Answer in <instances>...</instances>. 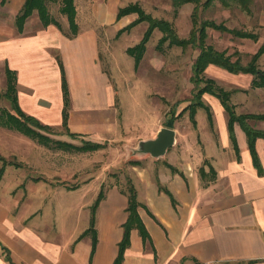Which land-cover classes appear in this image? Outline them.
<instances>
[{
    "label": "crops",
    "instance_id": "crops-1",
    "mask_svg": "<svg viewBox=\"0 0 264 264\" xmlns=\"http://www.w3.org/2000/svg\"><path fill=\"white\" fill-rule=\"evenodd\" d=\"M13 1L16 15L24 0ZM91 23L78 24L71 33L67 23L43 25L34 10L19 30L15 19L0 17V68L3 73L6 67L14 71L17 101L24 113L50 131L62 127L68 135L103 146L101 139L115 134L118 127L117 100L101 63L97 27ZM63 82L68 97L65 121ZM233 89L230 97L247 91L239 86ZM205 93L202 100L208 109L196 107L194 123L188 108L181 113L184 107L177 113L170 110L165 120L162 109L148 112L141 140L154 138L173 119L175 141L160 156L137 150L143 157L128 167L126 185L106 187L100 182L92 187L91 199L74 208L60 209L61 204L46 197L37 202L29 189L26 202L1 196L0 264H116L129 214L130 183L146 235L135 226L130 229L119 264H264V138L255 139L263 169L259 173L243 128L234 122L235 148L227 111L216 96ZM230 101L240 114L236 110L240 101ZM198 108L205 111L203 128L197 120ZM179 116L188 124L178 123ZM255 121L260 125L252 127L264 130V120ZM45 182L44 177L32 176L29 186ZM61 188L68 193L82 187L65 184ZM100 189L103 196L93 212V242L88 228ZM72 211L75 219L66 220Z\"/></svg>",
    "mask_w": 264,
    "mask_h": 264
},
{
    "label": "rangeland",
    "instance_id": "rangeland-1",
    "mask_svg": "<svg viewBox=\"0 0 264 264\" xmlns=\"http://www.w3.org/2000/svg\"><path fill=\"white\" fill-rule=\"evenodd\" d=\"M204 1H189L176 6L173 0H75L77 24L83 26L94 21L93 24L97 27L101 63L116 91L117 130L115 134L106 136L107 139H101L103 146L95 150L78 151L66 147L62 149L54 144L46 147L34 138L0 123V155L21 164L18 167L9 164L6 167L0 184V198L3 196L4 200L12 198L13 202H26L29 199V189V194L31 190V196L38 198L37 202L46 197L45 200L50 198L54 204H61L60 209L74 208L82 201H89L92 187H97L100 182L106 187L126 185L128 167L135 158L143 157L137 148L147 124L148 112L162 109L165 120L170 110L177 113L192 100L195 90L190 80L191 68L199 48L191 44L184 47L167 45L166 42L158 49L156 45L161 32L155 28L146 42L139 65L135 68L133 56L126 49L140 40L148 22L143 20L121 31V28L137 17V13L130 12L117 17L118 9L128 4L139 5L145 13L169 21L176 34L182 38L189 37L191 30L200 26L203 20L253 31L258 35L256 41L233 36L212 27L206 28V44H211L217 50H225L232 60L239 57L242 63H246L264 40L263 0L253 1L251 14L235 4L224 6L220 1L213 0L208 6H203ZM46 4L50 15L60 24H68L65 14L59 11L60 0H47ZM14 10L13 0L7 6L0 5V17L15 19ZM98 11L101 13L100 18ZM193 13L197 20L195 25L192 21ZM258 67L264 70V53L258 59ZM2 70L0 68V121L6 112L16 114L11 100L5 95L8 78ZM204 75L213 78L226 90L236 86L247 88L246 92L230 97L233 103L240 101V107H236L240 113L264 111V89L249 87L252 76L248 73L231 72L211 63ZM181 116L177 117V122L187 123ZM197 120L200 128H203L206 124L203 108H198ZM247 122L251 126L260 125L258 121L251 119ZM41 131L53 140L68 141L75 145L87 141L81 136L68 135L62 127ZM32 176L44 177L48 182L36 186L31 184L30 187ZM65 184H78L82 188L76 192L64 193L61 187L64 188ZM43 186L50 191L43 190ZM84 211L86 209L82 210ZM75 217L76 211H72L66 220L72 221Z\"/></svg>",
    "mask_w": 264,
    "mask_h": 264
},
{
    "label": "trees",
    "instance_id": "trees-1",
    "mask_svg": "<svg viewBox=\"0 0 264 264\" xmlns=\"http://www.w3.org/2000/svg\"><path fill=\"white\" fill-rule=\"evenodd\" d=\"M6 1L7 0H0V4L4 5ZM46 1L47 0H24L22 7L20 8V10L17 12L15 16V24L19 30L22 29L25 19L34 10L37 11L38 17L43 25H46L50 22L59 25V22L52 15H50L48 8H47ZM189 1H192L195 3L198 2V0H173V3L176 6H179L182 3L189 2ZM212 1L213 0H205L203 2V6H208ZM218 1H220V3L224 6H231L232 4H235L247 14L252 13V4L254 0H218ZM263 4H264V0H263ZM59 11L62 14H65L66 19L69 24L70 32L75 33L78 28V24L76 22L75 0H60ZM130 12H136L137 17L133 21L125 25L123 28H121L120 29L121 31L131 28L143 20H146L148 22V25L145 31L143 32L140 40L135 45L128 47L126 49L127 52L131 56H133L134 67L135 68L138 67L139 62L146 49V42L148 41L152 31L155 28L161 32V36L159 37L158 43L156 45L158 49H160L161 46L166 42H167V45H176V46L184 47L188 44H191V45L198 47L199 52L196 55L192 63V68H191L192 75L190 77V80L194 84L195 91L193 92L192 100L186 107H184L181 110V113L188 108L190 117L194 123L193 114H194L195 108L198 106H202L208 109V105H206L202 100V94L207 92V93H210L216 96L220 100L222 106L228 113V130H229L230 138L233 142L234 147L237 148L236 139H235V135L233 131V124L234 122H238L246 133L248 147H249V150L252 156V162L254 166L257 168L258 172L262 173L263 169L261 167L256 149H255V139L257 137L264 138V130L257 129V128L250 126L247 120L248 119L264 120V111L260 113L250 112V113L236 114L234 110V105L230 101V94L232 90H226L225 88L218 85L217 82L213 78L206 77L204 75V70L207 67V65L212 63V64H217L219 66H222L223 68L231 72L249 73L252 75V78L250 81V87L251 88L258 87V88L264 89V70L258 67V59L264 53V40L258 46V48L250 55L249 60L246 63H242L239 57H236L235 59L232 60L231 56L229 54H226L225 50H217L211 44H206L205 43V37L207 35L206 28L212 27L217 30L226 31L232 34L233 36H237L240 38H249V39L256 41L258 38V35L257 33L253 31H246L243 29L230 28L221 23L216 24L212 20H203L201 21L200 26H198L194 30H191V32L189 33V37L182 38L176 34L175 29L173 28L172 24L169 21L165 19H161V18H155L151 16L150 14L145 13L139 5L128 4L126 6L120 7L118 9L116 16L120 17ZM194 14L195 13L192 14V21L195 25L197 23V20ZM5 74L7 75V78H8V86H7L5 95L11 100L12 107L16 114H11L9 112H6L4 116L2 115L3 118H2V121H0L1 124L7 127H10V128H14L22 132L23 134H26L34 138L35 140H37V142L47 145V146L54 144V145L60 146L62 149L71 148V149H75L78 151L95 150L99 148L100 146H102V144L100 143L91 142L88 140L85 141L81 145H75L68 141L53 140L48 134L43 133L41 130L50 131L49 126L40 123L33 116L27 115L26 113H24L18 104L16 87H15L14 71L6 67ZM200 83H202L203 85H199ZM233 90H237V89H233ZM63 95H64L63 118L65 121V118L67 116L66 107L68 104V97H67V91H66L64 82H63ZM173 115L175 116L174 113ZM169 122L170 124H168L167 126L171 127L173 119H171ZM69 135L72 137L77 136L74 133H69ZM0 161L2 163L0 167V177L7 164H10V165L12 164L16 167L21 166L20 163L7 160L2 155H0ZM128 191H129V198H128L127 210L129 214L124 223V234L119 244V250H118L116 260H115L116 264H119L123 256V250L128 243L129 232L132 227L134 226L137 227L144 236L146 235V230L137 214L136 207L138 205V202L136 200L135 189L131 183L128 185ZM102 196H103V191L100 189L91 207L92 214L90 218V225H89L88 231L92 233L93 242H95V230L93 227L94 225L93 212Z\"/></svg>",
    "mask_w": 264,
    "mask_h": 264
},
{
    "label": "water",
    "instance_id": "water-1",
    "mask_svg": "<svg viewBox=\"0 0 264 264\" xmlns=\"http://www.w3.org/2000/svg\"><path fill=\"white\" fill-rule=\"evenodd\" d=\"M175 141V131L173 128L161 127L154 138L141 140L137 150L142 153H149L152 156H160L173 145Z\"/></svg>",
    "mask_w": 264,
    "mask_h": 264
}]
</instances>
